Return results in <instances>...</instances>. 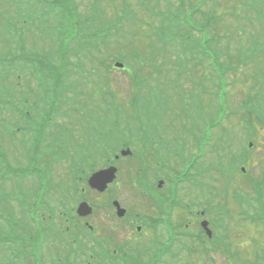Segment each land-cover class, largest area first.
Listing matches in <instances>:
<instances>
[{
	"label": "rangeland",
	"instance_id": "rangeland-1",
	"mask_svg": "<svg viewBox=\"0 0 264 264\" xmlns=\"http://www.w3.org/2000/svg\"><path fill=\"white\" fill-rule=\"evenodd\" d=\"M92 1L94 0H72L73 3H71L75 4L77 15L80 14V18H82L86 13L89 15L94 14L92 7L86 11L89 5L92 4ZM102 1H99L101 4L98 3L97 7L101 5L106 7ZM248 1L250 5L255 6L249 8L247 6ZM256 1L184 0L188 6V11L189 9H194V7L198 9V12L190 15L191 20L199 25H206L208 40H215L212 46L216 50V60L225 71L226 89H219V109L215 117L219 131L224 130L225 134L224 132H220L219 139L214 138V142H210L204 158L198 162L201 168L198 165L200 173L195 175L196 180L194 184H192L193 179L192 183H186V187L181 186V188H177L176 192L179 194L176 196V199L186 202L185 204H189L194 211L202 204L209 205V203H215L220 208L225 205L226 208H223L221 211L215 205V211L210 215L211 217H217L220 223L225 222L230 226L223 235L218 237L224 242H229V245H235L236 242L240 243L237 244L238 247L236 245L232 246L231 250H233V253L231 255L228 253L230 260L222 257L220 252L215 255L214 259H205L203 256L193 257L194 253L188 254L185 249H182V259L176 262L172 261L171 264H264L263 258L260 255V252H262L261 242L263 240L259 238L260 233L258 234V228L255 225L256 220L253 219V214L256 211L255 204L262 202L264 199V125L256 119L252 120L256 135L252 139L249 138V141L246 140V136L251 134V131L245 132L241 126L246 120V113L252 114L253 110V116H256L259 112L258 107L262 110V118L264 119V104L260 102V99L264 101V0ZM119 2L120 0L112 1L113 4ZM155 3L159 5H155ZM177 3V0L152 1L154 10H164L166 6L171 7L173 11ZM9 7L8 5L6 6V16L13 15L14 11L18 8H14V4H12L11 9ZM4 8L2 5L0 6L1 11ZM139 8L141 9L139 13L140 18H137L134 22L129 21L125 24L122 32L123 35L120 37L121 40L118 41L115 47L113 46L110 49L104 50L98 55L96 51H76L77 53H71L67 60L65 55L61 56L60 52H57L56 48L54 51L53 46H56L51 40L50 31L39 28V17H43V12L34 9L28 10L25 13L24 26L20 29V33H23L24 36L26 35L25 52L27 56L34 61L40 53H43L49 56V60L53 66L57 67L60 64V69H57L56 73L58 75L55 78H60L61 83L58 88L54 87L52 96L47 92L48 98L45 97L43 101L38 102L41 93L39 89L33 86V78H35L32 76L33 67H27L28 71L26 74L23 71H18L17 68H9L10 74L9 77H6L8 79L5 81H18L21 78L30 90L26 93L27 96L30 95L33 100L37 101L33 107L34 123L30 124L37 137V143L34 142L32 153L33 151L37 152L35 155H32L31 164H36L45 171L48 187L46 195L49 194L50 198L53 199L54 197H58L57 193H65V200L68 202V209L71 208L70 216L72 218L68 223L66 219H61L57 215L52 214V211H56L58 216H60L61 211L56 205H53L56 207L54 209L46 208L45 205H42L37 215L40 216L41 225H46V222L49 220L47 216H51L57 221L56 227H54L61 233L66 234L63 230L64 224L68 223L69 225L73 222H80L78 218L75 219L74 209L77 206L76 204L81 202V183H74V179L66 178V176L62 179V172L72 169V165H77L81 168V170L76 171L77 175L82 173L80 176L83 180L93 170L95 171L99 167L106 166L110 161L113 164L118 162H115L113 155L109 153V156L105 154L101 157L100 154L103 150L100 144H97L99 141L98 135H101V133H97L98 130L104 129L109 132L110 129H113L114 116L117 110L118 112L122 110V114H119L117 122L122 125L127 124L130 130H119L120 135L117 133L114 135L120 137L133 133L135 136V134H138V130L143 129L144 134L148 136L128 137L127 140H130L129 148L132 151L138 153L142 148L140 144L138 145L137 140L143 138L142 140L148 143L146 139L150 136L152 138L153 135H150L152 132L157 133L159 135L158 140L164 144L162 146L157 145L158 147L156 148L162 151L161 154L164 153L166 161L160 158L159 152L151 155L150 151H148L150 156H146L143 160H138L137 164L140 166V169L143 166L146 168L148 163L151 164L146 168L149 169V173L145 177H140L134 172V164L132 165L127 160H123L121 163V175L119 178L120 186H122L121 189L119 186L121 202L128 204L133 209H139L142 204L145 205L149 201L131 189L129 185L131 179L137 180L142 187L154 189L155 181L153 179L156 177L155 174L158 173L164 178L161 179L167 183L169 178L164 177L162 174L164 172L163 167L169 166V161H172L175 155L179 158L180 150H184V148L192 149L194 147L176 146L175 143H172L174 139L179 141L191 139L190 136L194 132L192 128L190 133H188V124L194 120V109L198 106L197 99L192 100L190 104H185L181 101V95L173 87V83H186L188 86L187 90L189 91L196 86L199 88L198 85H200L202 95L198 100L201 103H204L205 99H210L211 104L212 98H214L216 93V73L218 75L221 74L222 69L213 60V50L201 45V48L210 56V58H204V53L200 50V45L197 44V41H201L200 32L190 30L189 33L192 41L186 44L183 39L180 40L179 38V35L184 30H174L173 33H177V35L168 34V31L164 27L170 26L173 23L172 21H169L167 17L158 16L150 11L143 10L142 6H139ZM112 9L114 10L115 8L112 6ZM109 10L110 7L108 8ZM207 15L211 16L208 17ZM64 16L66 15L64 14ZM186 16L188 15L186 14ZM55 17L56 15H52L48 17V20H54ZM68 18L70 19V17ZM143 19L148 20L153 25L149 27L141 25L142 23L139 22ZM95 21L97 20L94 19L89 24ZM11 30L12 28L6 23L0 24V40H2L4 45H9L10 43L9 32ZM81 30L83 29L79 28V31L83 32ZM110 39L111 44L114 36ZM66 42L67 46H69L71 38L68 37ZM169 42H176L182 46L188 45V47L183 49L180 47V50L178 47H168L171 50L169 52L167 50ZM156 44H158V47H163L159 51L165 54L161 55L165 64H167L163 66L164 73L162 70L160 73L156 71L155 74L151 72V68L149 67V62L155 56ZM131 48L143 49L145 51V53H142L145 59L143 61L148 62L145 63V66L143 63H137L136 68H132L131 64L133 61H131L129 65L124 63L125 69H116L113 63L120 60L118 59L120 53H131ZM239 51H244L245 56L240 55ZM238 55L244 59L242 62L237 58ZM230 56L232 57L231 59L229 58ZM187 58H192L193 61L187 63ZM209 59L214 70L210 67ZM64 62L67 63L65 66H63ZM74 63L82 65L85 68L77 72L72 65ZM178 64L184 67L190 66V69L185 74H177ZM192 66L196 68L195 71L192 70ZM128 71H132L134 75L131 76L128 74ZM181 71L182 69H179V72ZM47 78L52 77L48 76ZM140 78H147L148 81L145 82ZM157 78H162L158 82L165 84L167 87L165 89L166 93H159L158 85L154 81ZM65 85L67 88L63 92L61 88ZM32 87H34L33 92L31 91ZM228 88L229 91L227 90ZM17 90L18 88L16 87L12 89V92L16 94V99ZM187 90L184 91L186 97ZM224 91L223 102L226 106V111L221 108L222 100L220 94ZM45 92L43 91L42 93L45 94ZM200 92L201 89L197 93L200 94ZM260 96L261 98L258 100L257 107L254 110L255 104L252 106L251 102ZM187 106L192 108L189 109L188 113L185 112V107L187 108ZM73 109L79 111V116L82 117L80 121L76 117V113H73ZM150 110L156 116L152 113H147ZM209 111L214 117L215 110L209 109ZM3 114L0 113V116ZM42 120L43 125L40 126L39 121L41 122ZM155 120L157 122L156 126H161L157 132L150 130L149 133L150 127L148 125ZM43 130L44 132H42ZM67 130L68 132H66ZM188 135L190 136L188 137ZM28 137L30 140H33L32 133ZM7 138L6 133L0 130V152L3 155V160L9 169L12 168L18 173V176H13L10 182L0 180V191L5 189L11 195V193L18 192V186L21 187V183L24 190L28 192L34 191L36 188L34 177L32 175L22 176V166L27 165V160L22 157L23 150L18 146L19 143H12ZM153 138L155 137L153 136ZM62 141H65L68 145H59ZM250 142L252 143L251 147L249 146ZM229 145L231 151L235 155L237 153L239 156V160L236 162H232L229 158L230 153H226V147ZM147 149L149 150L148 147ZM246 152H248L249 156ZM60 153L65 154L66 158L59 159ZM72 155L77 161L75 162L76 164L68 161L69 156ZM240 155H246L247 159L245 156L242 157ZM105 158L110 161L106 162ZM161 164L164 166H159ZM243 165L247 168L246 172L244 174L237 173V171H241L240 168ZM213 168L222 173L214 172ZM2 170L4 169L0 163V172ZM150 170L153 171V174L150 173ZM126 171L128 172L126 173ZM76 172L72 171L69 176L73 177V174ZM231 172H233L232 175L227 178V174L230 175ZM134 173L135 176H133ZM7 174L9 177L12 176L10 172ZM17 178L20 180L18 181ZM164 189L166 190L165 184ZM111 192L113 191L107 190L105 193L108 200L113 199ZM258 192H262V196L259 198L256 195ZM85 197L93 201L91 198L94 197V194L87 191ZM47 198V196H44L45 200ZM82 200L84 201L85 199L83 198ZM17 205H20V203L12 197V201L0 203V211H10L12 217L21 222L20 216H22V212L19 211ZM107 211L94 210V214L91 216L92 222L95 224L100 223V225L106 226V228H111L112 222L106 219V214L102 213ZM3 215L6 216V214ZM192 215L188 213L185 219L190 221ZM248 215H251L254 224L248 220ZM43 217L45 220H43ZM135 225L134 221L130 225L131 228H122V231H132ZM0 226H4V224L2 223ZM188 227H190L189 223ZM212 227L219 230L215 224H212ZM74 228L75 226L71 224L72 231ZM119 230L120 228L113 227V231L118 232ZM86 232L87 230H84V235L86 234V237H88L89 235ZM52 233L54 231L51 232L49 230V238H52L50 236ZM223 236L225 239L222 238ZM68 237L69 240H72L70 236ZM128 239H133L131 232ZM74 240L77 241L76 237ZM86 242L84 241L83 243ZM51 243L54 244V241L52 240ZM104 248L106 252L107 249L106 247ZM244 248L249 251L247 253L243 252ZM198 253L202 252L196 250L195 254L199 255ZM81 255L83 256V258L81 257V263L86 262L90 264V261L98 262V258L93 253L87 252V245L83 246ZM113 261L115 260L108 259L106 264ZM117 263L120 262L117 261Z\"/></svg>",
	"mask_w": 264,
	"mask_h": 264
},
{
	"label": "flooded vegetation",
	"instance_id": "flooded-vegetation-1",
	"mask_svg": "<svg viewBox=\"0 0 264 264\" xmlns=\"http://www.w3.org/2000/svg\"><path fill=\"white\" fill-rule=\"evenodd\" d=\"M198 86L202 92L201 86ZM33 111V109L25 110L19 121L20 126L23 129L22 140L25 148L24 152L31 143H37L35 131L28 129V126L34 123ZM73 113H79V111L73 109ZM152 114L156 116L154 112H152ZM193 115H195L194 120L188 124V133H190L192 128L194 132L192 136L188 135L191 139L186 141L174 139L172 140V143H175L176 146L194 147L192 149L184 148V150H180L179 158L175 155L172 161H169V166L165 167L163 164L159 165L164 166V172L162 174L164 177L169 178L167 183L158 173L155 174L156 177L153 179L155 181L154 189H151L150 187H142L139 185L137 180L131 179L129 183L131 189L139 196L149 201V203L145 205L142 204L139 209H133L128 206V204L121 202V193L119 190L121 163L123 160H127V162H130L132 165L134 164V172L140 177H145V175L149 173V169L146 168H148L151 164L148 163L146 168L143 166L140 169V166L137 164L138 160H143L146 156H150V154L155 155L156 152H159L162 156H160V158L165 160L164 153L161 154L162 151L156 148L158 147L157 145H164L163 142L158 140L159 135L157 133H150V130L157 132L161 125L156 126V120L148 125L150 127V135H153L156 139L153 138V136L152 138L150 136L146 139L148 143L142 140L143 138L138 139V145L140 144L142 148L138 153L129 148L130 140H127V138L130 136L143 137V135L148 137L144 134L143 129L138 130V134H135V136L132 133L127 136L117 137L120 135L119 130L130 129L127 124L122 125L119 122H115L113 129H110L109 132L104 129L98 130L97 133H101V135H98L99 141L97 144H100V147H102L103 150L100 154L101 157L105 154L106 156H109L110 154L113 155V160L115 162H120L112 164L110 160L105 158V160H107L106 162L110 161V163L102 167L106 168L110 165L116 167L115 178L111 182L108 190L113 191L111 194L113 199L118 202L119 207L116 208L114 204L113 207L111 206L105 194L107 192L106 190L99 195V203L97 204L98 207L95 209L99 211L108 210L107 212L102 213H104V215L106 214V219H109L113 225L111 228H106V226H102L100 223H93L91 217L94 214L93 212L85 216L74 215L75 219L78 218L80 222H73L68 225L72 218L70 216L71 208L68 209L64 196L65 193L62 192L59 198L65 204L64 212L60 210V204L58 202L52 204V209L58 207L61 211L60 216H58L56 211H54L53 214L55 216L57 215V217L61 219L67 220L68 223L63 226V230L66 234L59 232V230L55 228L57 221L51 216H49V220L46 222V225H41L39 220V224L42 228L46 229L51 226L58 233L55 238L57 239L55 241L56 251L48 254L49 252L47 251L39 250V252L37 251L35 253L37 257L42 259V264H87L86 262H80L81 257L83 258L81 251L85 245H87V252L93 253L96 258H98V262L95 263L94 261H90V264H106L108 259L115 260L113 262H109V264H121V262H123V264H171L172 261L176 262L177 260L182 259V249H185L188 254L194 253L193 257L203 256L205 259H214L215 255L220 252L222 257L230 260L228 253L231 255V253H233V250H231L232 246H237L240 242H236L235 245H229V242H224L221 238H219L218 236L223 235L224 232L230 228V226L225 222L220 223L217 217L210 216L211 213L215 211V205L220 211L223 208H226V206L223 205L220 208L219 205L215 203H209V205L202 204L196 208V211H194L189 204H185L186 202H181L179 199H176V196L179 194L176 192L177 188L179 189L181 186L186 187V183H192L193 179L194 181L192 184H194L196 180L195 175L200 173L198 167V165L200 166V163L198 164V162L200 160L202 161L206 154V152L204 153L203 148L201 122L202 114L201 112H196ZM39 125H43V120L41 122L39 121ZM42 132H44V130ZM66 132H68V130ZM30 133H32L33 140H30L28 137ZM115 133L118 135H114ZM59 145L66 146L68 144L65 141H62ZM129 150L130 153H127ZM122 151L126 153H122ZM148 151H150V154ZM36 152H34V155ZM69 157L68 161H75L73 155ZM62 158H66V155L60 153L59 159L62 160ZM138 170H140V172H138ZM127 172L128 171H126V173ZM214 172H218L217 169H214ZM135 173L133 176H135ZM150 173L153 174V171L150 170ZM69 174L70 173L67 171L62 172V175L66 177H69ZM128 179L130 178L128 177ZM164 184L166 190L164 189ZM121 188L122 186H120V189ZM49 197L50 196H48V198ZM262 203L263 212L261 213L263 215L260 213L261 204H255L256 211L253 214V219L256 220L255 225L258 228V234L260 233V236H258L261 240H263L261 242L262 252H260V255L264 258V199ZM23 205L32 206L33 204L25 202ZM53 205H56V207ZM187 212L189 214H193L190 221L185 219V217L187 218ZM257 217H259V219ZM204 220L207 222L206 227L209 229V232L202 228V222ZM248 220L252 221L251 215H248ZM134 221L136 225L133 227L132 231H122V228L130 227ZM188 223L190 224V227H188ZM71 224L75 226L73 231L71 229ZM212 224H215V226H217L216 228L219 230L213 228ZM252 224H254L253 221ZM114 226L120 228V230L118 232L113 231ZM84 230H87L86 233L89 235L88 237H86V234L84 235ZM130 232L133 236L132 240L128 239ZM68 236H70V239L72 240H69ZM75 237L77 241L74 240ZM222 238H224V236ZM84 241L87 242L83 243ZM104 247L107 249L106 252L104 251ZM196 250L202 253H198L199 255H196ZM248 251L249 250H246L245 248L243 249V252L245 253ZM237 253L240 254L238 251ZM6 259L10 261V253L7 255ZM117 261L120 263H117ZM13 264H33L31 260V252L28 251L26 247L23 248V250L19 253L18 259L14 261Z\"/></svg>",
	"mask_w": 264,
	"mask_h": 264
},
{
	"label": "trees",
	"instance_id": "trees-1",
	"mask_svg": "<svg viewBox=\"0 0 264 264\" xmlns=\"http://www.w3.org/2000/svg\"><path fill=\"white\" fill-rule=\"evenodd\" d=\"M99 1L100 0H94L86 10L88 11V9L92 7V9L94 10V14L89 15L86 13L82 18H80V14L77 15L75 4H72V0H15V2L14 0H0V6L2 5L3 7H5L2 11L0 10V14H2V12L6 9V6H9V3L11 2H14V8L18 7L23 13L21 17H18V19L21 21L24 20L23 17L25 18L26 11L34 9L41 10L43 12V17L40 18L43 20V22L39 20V28L47 29L50 31L51 39L57 40L60 55H65L67 60L69 55L71 53H77L76 51H96L98 52V55L101 54L104 50L110 49L113 46L115 47L118 44V41L121 40L120 37L123 35L122 32L124 30L125 24L129 21L134 22L137 18H140L139 13L141 9L139 8V6H142L143 10L150 11L153 14L159 15L161 12V10H154L152 0H120V2L117 4H113V0H103L102 2H104L106 7H104L103 5L97 7L98 3H100ZM177 2L178 3L176 4V9L169 15V17L170 19L174 20V23L179 24L176 19H178L179 14L184 12L187 5L184 3V0H177ZM12 4L13 3L10 4L9 9H11ZM23 4H25V6ZM155 5L159 4L155 3ZM112 6L115 8L114 10L112 9ZM109 7L110 10L108 11ZM196 11H198V9H196ZM64 14L66 16H64ZM52 15H56L55 19L48 20V17ZM207 16L209 17L211 15ZM66 17H70V19H67ZM94 19H96L97 21L89 24V22ZM122 22H124V24H122ZM139 23H142L141 25H146V27H149V25H153L147 20H142ZM79 28H82L83 30L81 31L83 32H80ZM112 36H114V40L110 44V38ZM68 37L71 38L72 45L67 47L66 39ZM161 48L163 47H158V44H156L155 56H153L152 61L149 62L150 65H153L151 71H157V73L162 72L163 66L167 65L165 64V61L161 56L165 55L163 52H160ZM147 51L149 52L148 49ZM142 53H145L143 49L131 48V53H120L118 59L128 65L131 61H133L131 64L132 68H136L137 63H143V65L145 66V63L148 61H143L145 59L143 58ZM20 57L22 60V65L19 70L22 71L25 69V67H29L30 63V59L27 56L24 48L20 50ZM13 59L14 56L11 55L10 60ZM38 64L39 67L37 69L34 67L32 68L33 73L38 74L37 76L40 75L41 77H56L58 75L56 73L57 69H60V64H58L57 67L49 64V71L53 74L47 75L42 74V72H44V69L42 67L44 64L43 60H39ZM66 64L67 63L64 62L63 66H65ZM75 65L79 69L82 68V65H78L76 63Z\"/></svg>",
	"mask_w": 264,
	"mask_h": 264
},
{
	"label": "water",
	"instance_id": "water-1",
	"mask_svg": "<svg viewBox=\"0 0 264 264\" xmlns=\"http://www.w3.org/2000/svg\"><path fill=\"white\" fill-rule=\"evenodd\" d=\"M109 172V171H106V173ZM105 173L104 172H97L95 174L92 175L91 177V183L92 184H97V185H102L103 186V183H104V180H105Z\"/></svg>",
	"mask_w": 264,
	"mask_h": 264
}]
</instances>
